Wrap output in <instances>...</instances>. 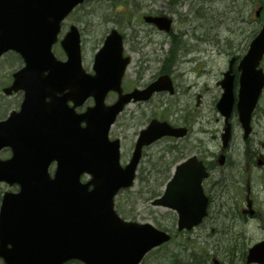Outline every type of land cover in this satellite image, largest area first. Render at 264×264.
I'll use <instances>...</instances> for the list:
<instances>
[{
	"label": "water",
	"instance_id": "obj_1",
	"mask_svg": "<svg viewBox=\"0 0 264 264\" xmlns=\"http://www.w3.org/2000/svg\"><path fill=\"white\" fill-rule=\"evenodd\" d=\"M82 1L0 0V56L12 48L23 55L26 63L15 73L16 79L9 92L23 87L32 96L44 99L46 92L42 90L45 88H52L54 95L56 91L64 89L56 87L55 83L73 80V94L77 93L84 99L93 92L100 102L108 89L117 88L129 59L122 58V37L116 31L109 36L103 51L98 54L103 61L100 72L103 78L100 82L104 91L98 82H90L81 71L80 38L76 27L62 41L69 55L67 62L58 61L51 51L64 16ZM147 20H154L162 29L171 26V20L166 16L147 17ZM261 30L241 63L244 73L239 108L245 126L264 86L262 69H257L264 55V25ZM251 87L254 90L252 93ZM231 96L229 92L226 98L231 99ZM246 98H252L251 102L247 103ZM15 117L0 125V147L9 143L16 152L12 160L4 163V168L0 161V179H7L10 183L20 181L23 186L19 193H6L1 206L0 256L9 264H62L63 260L74 256L91 264H137L152 244L153 236H144L147 228L136 224H126L124 230H110V217L107 219L106 214V204L115 190L132 182L135 162L121 168L119 149L114 142H107L104 133L96 138L83 134L79 137L83 141L78 142L79 145L68 154L62 155L63 163L59 165L55 179H51L47 173L48 163L45 162L43 166L40 162L30 164L26 170L27 176L17 175V146L12 139L1 135L11 127ZM154 129L153 125L147 130L142 141L151 137ZM32 149L34 147L28 145L26 150ZM188 165L179 166L178 173L184 168L188 169ZM84 171L94 174L93 180L86 184L80 182ZM177 176L168 189L170 191V186H173L180 190L171 191L160 200L177 207L185 220L196 210L200 211L206 201L200 188L201 169L194 164L186 170L184 178L188 185L182 188L180 182L177 183ZM93 183L95 187L88 193L87 187ZM82 196L90 202L84 204ZM250 252L249 262L256 260L264 263V241L251 248Z\"/></svg>",
	"mask_w": 264,
	"mask_h": 264
},
{
	"label": "rangeland",
	"instance_id": "obj_2",
	"mask_svg": "<svg viewBox=\"0 0 264 264\" xmlns=\"http://www.w3.org/2000/svg\"><path fill=\"white\" fill-rule=\"evenodd\" d=\"M258 6L257 0H89L70 15L65 24L67 28L70 24H77L82 30L83 60L87 70L92 67L93 56L110 29L115 27L124 33L125 47L133 58L130 70L123 79L126 88L144 86L153 80L165 59L169 56L172 58L171 67L179 92L175 96L157 95L145 104H131L116 123L117 136L122 138L124 160L128 159L136 133L145 125L146 118L156 113L169 115L175 123L191 124V136L176 143L178 155L184 150L188 155L200 153L213 159V152L219 144L213 136L217 132L220 134L219 127H222V121H217L215 109V101L221 90L217 81L233 55L242 57L261 25L262 22L254 19ZM156 11L167 12L174 17L171 32H159L154 25L143 21L144 13ZM175 37L176 46L173 48L171 40ZM204 38L209 41H201ZM198 47L201 50L196 52L194 49ZM55 50L58 57L64 58L59 46ZM18 67L19 62L12 54L0 60V118L21 100L20 93L6 96L2 90L11 83V73ZM198 94L204 99L200 107L196 106ZM262 96L256 118L260 131L264 126V93ZM233 142L231 161L224 169L217 166L214 170L221 173H212L207 182L208 189L214 184L215 176H230L224 178V188H215L210 206L212 213L206 224L196 228L193 233L177 236L162 249L153 251L145 264H161L164 253L180 249V244L188 240L194 242L195 251L213 255L209 264H215V259L220 264H245L244 251L264 237V167L249 165L251 152L246 144L237 138ZM163 147L153 148L147 153L144 172L138 175L137 182L130 190L132 192L122 194L117 199L126 218L152 222L160 227H173L177 218L175 211L154 206L152 201L162 190L160 187L152 192L155 187L154 175L158 171L152 164L149 167L150 158H156ZM248 185L256 209L254 216L240 215L243 207L246 208ZM219 227L228 234H212V229Z\"/></svg>",
	"mask_w": 264,
	"mask_h": 264
},
{
	"label": "flooded vegetation",
	"instance_id": "obj_3",
	"mask_svg": "<svg viewBox=\"0 0 264 264\" xmlns=\"http://www.w3.org/2000/svg\"><path fill=\"white\" fill-rule=\"evenodd\" d=\"M259 155H261V154L259 153ZM262 160H264V155H262Z\"/></svg>",
	"mask_w": 264,
	"mask_h": 264
},
{
	"label": "bare ground",
	"instance_id": "obj_4",
	"mask_svg": "<svg viewBox=\"0 0 264 264\" xmlns=\"http://www.w3.org/2000/svg\"><path fill=\"white\" fill-rule=\"evenodd\" d=\"M188 59L190 60L191 58L189 57Z\"/></svg>",
	"mask_w": 264,
	"mask_h": 264
}]
</instances>
